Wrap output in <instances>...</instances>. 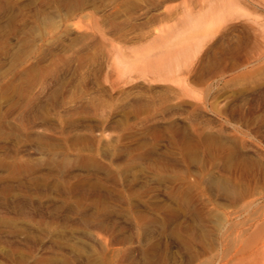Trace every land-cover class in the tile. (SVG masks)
Here are the masks:
<instances>
[{"label": "rangeland", "instance_id": "obj_1", "mask_svg": "<svg viewBox=\"0 0 264 264\" xmlns=\"http://www.w3.org/2000/svg\"><path fill=\"white\" fill-rule=\"evenodd\" d=\"M0 264H264V0H0Z\"/></svg>", "mask_w": 264, "mask_h": 264}, {"label": "bare ground", "instance_id": "obj_2", "mask_svg": "<svg viewBox=\"0 0 264 264\" xmlns=\"http://www.w3.org/2000/svg\"><path fill=\"white\" fill-rule=\"evenodd\" d=\"M187 33L191 35L189 37L184 36L183 33L180 34L177 38L178 44H185V46L177 47L175 44H166V50L161 53L153 54L152 50L142 51V73L153 76L156 79L174 78L176 66L180 67L181 60L188 55L190 51V39L192 40L201 37L202 32L208 31L211 29L212 23H198V24H186ZM206 33V32H205ZM208 33V32H207ZM175 45V46H174ZM123 66H126L128 62L124 60L119 61ZM186 64V63H185ZM184 64V65H185ZM182 67V65H181ZM177 73V72H176ZM178 74V73H177ZM176 74V75H177Z\"/></svg>", "mask_w": 264, "mask_h": 264}]
</instances>
